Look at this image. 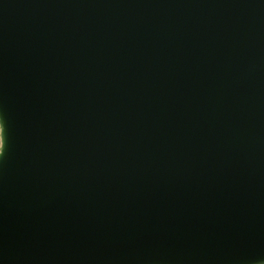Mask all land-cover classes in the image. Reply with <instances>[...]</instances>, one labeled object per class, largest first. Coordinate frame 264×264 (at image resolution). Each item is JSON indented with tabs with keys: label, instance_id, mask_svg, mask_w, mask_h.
Listing matches in <instances>:
<instances>
[{
	"label": "water",
	"instance_id": "95a60500",
	"mask_svg": "<svg viewBox=\"0 0 264 264\" xmlns=\"http://www.w3.org/2000/svg\"><path fill=\"white\" fill-rule=\"evenodd\" d=\"M0 264L264 261V0H0Z\"/></svg>",
	"mask_w": 264,
	"mask_h": 264
},
{
	"label": "clouds",
	"instance_id": "9594fccd",
	"mask_svg": "<svg viewBox=\"0 0 264 264\" xmlns=\"http://www.w3.org/2000/svg\"><path fill=\"white\" fill-rule=\"evenodd\" d=\"M5 150V124L3 118H0V157L4 155ZM256 264V262H254ZM259 264H264V262H259Z\"/></svg>",
	"mask_w": 264,
	"mask_h": 264
},
{
	"label": "rangeland",
	"instance_id": "374dc122",
	"mask_svg": "<svg viewBox=\"0 0 264 264\" xmlns=\"http://www.w3.org/2000/svg\"><path fill=\"white\" fill-rule=\"evenodd\" d=\"M261 262H264V261H261ZM256 264H259V262H257Z\"/></svg>",
	"mask_w": 264,
	"mask_h": 264
}]
</instances>
